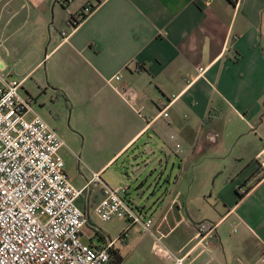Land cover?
I'll return each instance as SVG.
<instances>
[{
    "label": "crops",
    "instance_id": "1",
    "mask_svg": "<svg viewBox=\"0 0 264 264\" xmlns=\"http://www.w3.org/2000/svg\"><path fill=\"white\" fill-rule=\"evenodd\" d=\"M89 1L94 10L71 30ZM207 2L0 0V60L23 85L37 74L35 86L89 108L105 157L93 172L130 151L132 174L119 182L133 187L138 209L145 198L140 208L166 217L180 256L192 248L191 264H264V0ZM117 73L116 84L136 90L134 108L106 84ZM166 103L167 117L157 116ZM65 145L66 168L65 158L79 155ZM176 160L172 183L149 182L148 167ZM69 178L76 188L91 180ZM96 185L77 200L87 215L101 197ZM206 220L214 230L199 242L192 225ZM91 224L86 241L103 243L99 230L119 256V240Z\"/></svg>",
    "mask_w": 264,
    "mask_h": 264
},
{
    "label": "built area",
    "instance_id": "2",
    "mask_svg": "<svg viewBox=\"0 0 264 264\" xmlns=\"http://www.w3.org/2000/svg\"><path fill=\"white\" fill-rule=\"evenodd\" d=\"M72 1L65 0L67 4ZM93 10L92 2L84 4L69 19L68 27L73 30ZM70 32L64 29L61 36L66 38ZM120 80L117 73L106 84L134 108L136 90L116 84ZM170 104L163 105L157 116L167 117ZM36 111L23 80H14L0 60V264H111L113 240L101 235L103 243L91 244L81 239L90 217L77 206V200L92 183L101 184V197L92 211L102 222L117 217L129 227L138 225L153 235V247L161 249L159 242L167 234L152 231L153 217L143 219L141 210L134 209L126 196L127 187H110L99 172H93L83 187L73 186L60 154L66 147L64 140ZM180 146L175 144L176 152ZM75 159L79 161V156ZM161 220L165 222L166 217ZM192 226L200 242L211 237L215 225L206 220ZM191 250L174 255L171 264H191ZM259 260H264V250Z\"/></svg>",
    "mask_w": 264,
    "mask_h": 264
},
{
    "label": "rangeland",
    "instance_id": "3",
    "mask_svg": "<svg viewBox=\"0 0 264 264\" xmlns=\"http://www.w3.org/2000/svg\"><path fill=\"white\" fill-rule=\"evenodd\" d=\"M37 75V74H36ZM30 76V80H27L23 89H25L30 97L34 100V107L41 109V112L51 116L53 121V127L58 131L60 136L66 141L68 147L79 155V161H76L72 153L70 157L65 158L66 167L68 170L67 175L73 177V175L80 174L83 180H88L93 171H97L104 163V155L96 153L95 139H94V126L92 120L94 118L93 113L86 107L78 102H66L64 99L52 89L44 86H35L33 83L37 76ZM29 77V76H28ZM140 147L142 142L136 144ZM67 152V149H64ZM123 151L118 154L119 157L114 163L112 160L102 171L98 174L104 183L112 188L115 187H127L125 182H119L123 177L126 179L127 174H132L126 163L130 164L128 157L130 151L122 154ZM122 154V155H121ZM132 159V158H131ZM178 160L174 161V164H167L166 170L160 166H151L148 169V173L151 174L149 182H158L159 185L167 187L169 183H172L174 176L179 173ZM112 163V164H111ZM113 173L112 175H109ZM115 174V175H114ZM128 183V182H127ZM97 185L92 183L87 189L94 191L97 189ZM128 189V187H127ZM133 187H129L127 190V198L133 202L134 209H141V217L146 218L150 215L154 219L152 231L155 233L167 234L165 238H162L159 242L161 249H155L153 247V235L148 232H142L138 225L127 226V222L124 219L113 218L110 221L102 222L94 213H90V223H93L101 230L105 231L106 238H118L121 233H125V238L118 241L117 246L120 248L119 256L120 262L117 263V256L111 264H170L174 255L180 256L181 251L179 248L182 243L175 240V234L168 233V229L165 223L162 222V215L153 210H149L148 206L140 208L145 205V198L143 200H137L139 203V209L136 207L134 198L132 195ZM153 202H148V205H153ZM161 222V223H160ZM160 223L159 229L157 228ZM98 229V228H97ZM82 231L84 236L82 240L85 241L94 235L92 228L89 226H83ZM163 249H167L170 253L165 254ZM209 264H214L210 262Z\"/></svg>",
    "mask_w": 264,
    "mask_h": 264
},
{
    "label": "trees",
    "instance_id": "4",
    "mask_svg": "<svg viewBox=\"0 0 264 264\" xmlns=\"http://www.w3.org/2000/svg\"><path fill=\"white\" fill-rule=\"evenodd\" d=\"M89 225H92V224L89 222V223H88V226H89ZM95 232H96V234H98L99 236H101V233H99V230H96V229H95ZM123 235H124V234L121 233L120 236H118V240H120V239L123 237ZM112 252H113V251H112ZM113 254H114V256H113V258H112V261H113V260L115 259V257L117 256L115 252H113ZM117 257H118V258H117V263H119V262H120V257H119V256H117Z\"/></svg>",
    "mask_w": 264,
    "mask_h": 264
}]
</instances>
